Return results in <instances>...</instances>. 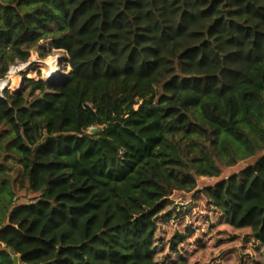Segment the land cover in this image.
Masks as SVG:
<instances>
[{
    "label": "trees",
    "instance_id": "16d2710c",
    "mask_svg": "<svg viewBox=\"0 0 264 264\" xmlns=\"http://www.w3.org/2000/svg\"><path fill=\"white\" fill-rule=\"evenodd\" d=\"M45 41L65 80L0 95V264H160L168 198L264 151V0H0L1 79ZM201 193L264 248V158Z\"/></svg>",
    "mask_w": 264,
    "mask_h": 264
},
{
    "label": "rangeland",
    "instance_id": "374dc122",
    "mask_svg": "<svg viewBox=\"0 0 264 264\" xmlns=\"http://www.w3.org/2000/svg\"><path fill=\"white\" fill-rule=\"evenodd\" d=\"M40 46L45 49L44 58L40 57V51H42ZM40 46L39 51L31 50V56L27 62L20 64L23 66L30 63L24 72L26 78L43 81L49 79L46 77V72L50 67L47 66L49 60L57 61L59 72L68 73L69 64L64 51L52 48L50 41L42 42ZM33 56H37L36 62L31 61ZM50 71L52 72V68ZM15 75L23 76V74L11 75L12 84ZM21 84L15 88L11 85L10 90L12 92L19 90ZM260 158H264V151L223 169L217 178H197V187L192 192H174L168 198L167 209L161 213L157 222L154 241L155 260L160 264H168L177 257H183L187 264H257L264 262V248L249 236L248 231L232 229L223 219L222 214L216 211L208 202L207 197L201 193L203 189L212 187L252 167ZM8 164L14 168L8 170L9 176L14 178L17 175L15 169L18 165L12 160H9ZM18 188L16 182L14 205L26 204L35 198L36 195L28 192L27 187ZM174 233L183 235V240L177 244L178 251L175 254L171 253L168 247Z\"/></svg>",
    "mask_w": 264,
    "mask_h": 264
},
{
    "label": "built area",
    "instance_id": "2783aa9c",
    "mask_svg": "<svg viewBox=\"0 0 264 264\" xmlns=\"http://www.w3.org/2000/svg\"><path fill=\"white\" fill-rule=\"evenodd\" d=\"M36 60H37V56H33L32 59H31L32 62H36ZM20 64L21 63L13 65V66H10L6 76L3 79L0 78V95L1 96H2V91L3 90L7 89V90L11 91L10 90L11 85H12V83H11V75L23 74V76L22 75L20 76L22 80H23V77H26L24 72H25L26 67L30 63H28L26 65H23V66H20Z\"/></svg>",
    "mask_w": 264,
    "mask_h": 264
},
{
    "label": "water",
    "instance_id": "95a60500",
    "mask_svg": "<svg viewBox=\"0 0 264 264\" xmlns=\"http://www.w3.org/2000/svg\"><path fill=\"white\" fill-rule=\"evenodd\" d=\"M66 75H67V73H66V74H63V73L57 71V72H55V73L53 74V76H52L51 78L46 79L45 81L48 82L49 84L54 85V86H59V85L65 80ZM22 81H23V80H22ZM21 89H22V84H21L20 89H19V90H16L15 92L18 93V92L21 91ZM96 130H97V129H95V128L91 129V133L96 132ZM12 259H13L14 264H18V256L13 255V256H12Z\"/></svg>",
    "mask_w": 264,
    "mask_h": 264
},
{
    "label": "bare ground",
    "instance_id": "6f19581e",
    "mask_svg": "<svg viewBox=\"0 0 264 264\" xmlns=\"http://www.w3.org/2000/svg\"><path fill=\"white\" fill-rule=\"evenodd\" d=\"M53 63H54V64H53ZM47 66H50V67H48L49 69H48L47 72H46V77H47V78H51V77L53 76V74L59 70V65L57 66V61L49 60L48 63H47ZM51 68H52V72L50 71ZM21 82H22L21 77L15 75V76L13 77V84H12V87H13V88H15V87H19L20 84H21ZM17 89H18V88H17Z\"/></svg>",
    "mask_w": 264,
    "mask_h": 264
}]
</instances>
